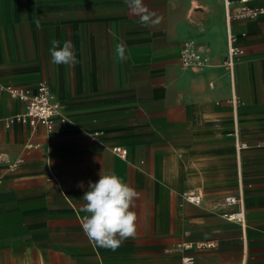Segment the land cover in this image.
Masks as SVG:
<instances>
[{
  "label": "crops",
  "instance_id": "crops-1",
  "mask_svg": "<svg viewBox=\"0 0 264 264\" xmlns=\"http://www.w3.org/2000/svg\"><path fill=\"white\" fill-rule=\"evenodd\" d=\"M224 1L144 0L159 18L144 27L125 0H0V264H264V0ZM242 6L263 12L228 22ZM228 34L243 52L231 67ZM190 39L208 67L180 66ZM52 40L72 41L74 66L51 62ZM40 81L68 125L6 127L25 107L7 88ZM101 171L139 193L136 235L115 251L81 226ZM225 197L240 198L242 224L223 217L237 211Z\"/></svg>",
  "mask_w": 264,
  "mask_h": 264
},
{
  "label": "clouds",
  "instance_id": "clouds-1",
  "mask_svg": "<svg viewBox=\"0 0 264 264\" xmlns=\"http://www.w3.org/2000/svg\"><path fill=\"white\" fill-rule=\"evenodd\" d=\"M129 5L131 14L139 17V22L144 27L159 23L156 13L150 11L144 0H125ZM36 27H41L36 21ZM113 36L116 40L119 37ZM114 58L121 62L128 59L127 45L122 41L114 44ZM51 62L56 65L74 66L77 63L74 44L64 41L62 46L58 40L51 41L49 49ZM139 197L135 188L123 181L115 173H99L96 182H89L88 190L82 199L86 203L81 211L87 213L82 220V229L88 240L95 246L115 251L122 243L134 238L136 235V212L133 211L134 202Z\"/></svg>",
  "mask_w": 264,
  "mask_h": 264
},
{
  "label": "built area",
  "instance_id": "built-area-1",
  "mask_svg": "<svg viewBox=\"0 0 264 264\" xmlns=\"http://www.w3.org/2000/svg\"><path fill=\"white\" fill-rule=\"evenodd\" d=\"M245 0H241L244 2ZM225 7H229V1L225 0ZM263 10L252 9L246 6H242L233 16L227 14L228 22L231 19L235 20H248L256 18L261 14ZM235 39L231 34H228L227 39V57L226 65L231 67L235 58L241 56L243 52L234 46ZM179 63L182 68H205L209 66L208 52L203 51L197 41L190 39L182 44L179 51ZM8 93L12 98H15L22 103L25 107L23 112L9 117L5 120L6 127H9L13 123H20L22 125L29 126L34 129L39 126L43 127L46 132L51 133L57 127H65L68 125L69 120L64 116L61 110L59 102L56 100L48 84L44 81H40L34 93H28L22 88H7ZM245 144H239L238 149L245 148ZM113 152L119 155L121 158H125L127 151L123 148H113ZM17 162L16 165H18ZM182 198L192 204L200 203V196L196 193L186 192L182 194ZM221 204L226 207L237 206L235 212H224L223 217L229 221H235L240 224L244 222V210L243 204L239 197H225ZM213 244L206 243H184L177 245L176 250H190V249H202L212 248ZM182 264H193V257H183L181 259Z\"/></svg>",
  "mask_w": 264,
  "mask_h": 264
}]
</instances>
